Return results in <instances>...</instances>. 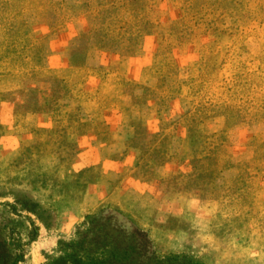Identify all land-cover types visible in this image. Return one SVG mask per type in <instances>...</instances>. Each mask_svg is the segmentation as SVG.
Returning a JSON list of instances; mask_svg holds the SVG:
<instances>
[{"label": "rangeland", "instance_id": "374dc122", "mask_svg": "<svg viewBox=\"0 0 264 264\" xmlns=\"http://www.w3.org/2000/svg\"><path fill=\"white\" fill-rule=\"evenodd\" d=\"M51 1L29 0L43 21L31 27L29 44L35 47L26 50L21 15L11 17L8 0H0L7 24L0 37V101L11 109L0 119V145L11 137L12 121L18 124L26 112L59 110L52 118L55 131L30 130L35 141L27 140L19 155L0 164V264H264V0L225 1L223 16L210 12L207 20L214 23L202 26L200 17L220 0H78L77 6ZM239 2L252 7L250 20L236 17ZM79 17L84 21L75 27L70 54L89 68V55L100 54L98 61L107 64L93 68L99 75L32 76L30 68L43 66L46 27H70ZM143 50L153 54L152 79L178 81L174 93L164 84L138 92L136 83L122 77L118 61ZM61 75L85 81L79 94L73 83L59 92L65 100L76 93L77 107L64 99L51 106L40 102L33 88L21 95L4 92L8 81H57ZM134 93L158 98L159 106L179 97L191 112L183 122L194 131L188 153L194 174L179 175L169 185L199 204L160 221L121 209L114 194L66 223V208L81 200L99 174L87 149L92 140L77 147L78 136L109 141L107 122L116 119L105 110L125 114L122 99ZM248 126L257 132L241 142L243 154H234L230 131ZM232 161L239 164L226 171L222 165Z\"/></svg>", "mask_w": 264, "mask_h": 264}, {"label": "crops", "instance_id": "0c3cea01", "mask_svg": "<svg viewBox=\"0 0 264 264\" xmlns=\"http://www.w3.org/2000/svg\"><path fill=\"white\" fill-rule=\"evenodd\" d=\"M9 1L12 16L20 14L31 27L42 26L38 23L29 0ZM65 3L77 6L78 0H65ZM81 21L84 19L75 18L70 27L60 26L53 32L46 27V31L41 35L46 37L43 69L60 71L71 68L70 41L77 35L75 27ZM2 35L0 25V37ZM99 56L98 53L89 55V63L93 68L99 69L107 64L98 61ZM152 58L151 51L143 50L139 56L122 59L118 61L120 74L136 83L138 92L144 88L154 91L158 89V84H164L165 88L170 87L169 94L174 93L178 81H157L156 77L152 79ZM6 83L11 87L4 89V92L19 93L23 89L33 88L38 91V101L48 103L50 100L52 85L49 82ZM63 101L70 102L73 107L78 104L76 93L74 98ZM122 101L128 109L125 114L117 110H105L111 115L115 114L116 119L114 122H107L108 132L111 134L109 141L99 142L94 139V134H90V138L78 136L76 140L77 147L84 140H92L87 149L90 151L91 163L97 167L99 174L95 181L85 188L81 200L66 208V223L77 222L90 209L110 199L114 194H117L121 209L131 211L144 219L152 217L160 221L184 212H192L189 206L199 204V201L191 198L189 194L169 185V181L179 175L187 178L194 174L192 161L188 158V153L190 154L194 145V131L183 122L191 114L186 111L184 102L175 97L167 105L159 106L158 98L148 100L140 93L125 96ZM10 112L11 109L0 101V119L7 117ZM52 116L49 112L30 111L22 116L18 124L12 121L11 137L0 145V164L19 155L20 150L24 148L23 143L27 140H30L31 144L35 141L36 133L30 130L55 131L56 123L52 121ZM200 128L205 133L210 127L205 130V125L202 124ZM256 132L255 126L231 130L234 154H243L245 147L241 142L246 138V144ZM181 154L187 157L182 159Z\"/></svg>", "mask_w": 264, "mask_h": 264}, {"label": "trees", "instance_id": "16d2710c", "mask_svg": "<svg viewBox=\"0 0 264 264\" xmlns=\"http://www.w3.org/2000/svg\"><path fill=\"white\" fill-rule=\"evenodd\" d=\"M225 1H228V2H234V1H238V0H220V4H219V7L218 8H215V9H213V10H211V11H207L206 13H204V15L202 16V17H200V19H199V21L202 23L201 24V26L204 24H208V25H210L211 23H214V21L213 20H207V16H209V14H210V12H212V14L214 13V14H216L217 13V15L218 16H220V17H222L223 16V13H224V2ZM51 2H53V3H56V1H51ZM58 3V2H57ZM111 4V2H108L107 3V5H110ZM8 6H9V8L11 9V4H10V1L8 0ZM238 6H239V8L240 9H238L239 11H236V17H241L242 19H245L246 21H247V19H251V11H252V7H247L246 5H244V4H242V3H238ZM11 14H12V12H11ZM17 15H15V16H11V17H16ZM21 18H22V20H23V22H24V27L26 28L25 30V35H20L21 37H23V43H25V44H27L26 46V50L28 49V48H30V47H35V44H29V38H31L32 37V35H31V26H30V24L29 23H27L24 19H23V17L21 16ZM36 18H37V21H38V23H40V22H42L43 21V18H40V16H38V15H36ZM181 23H184V22H180L179 24H181ZM0 25H1V28L3 29V31H2V33L4 34L5 33V35H6V33H7V24H6V19L4 18V16L3 15H1V13H0ZM200 29V27L198 28V30ZM214 30V29H213ZM207 32V31H206ZM4 35H2V37H3ZM17 37V36H16ZM245 41V38L244 37H240V39H239V43L240 44H242L243 42ZM75 46V42H74V38L73 39H71V41H70V51H71V48H73ZM204 47V46H203ZM70 51H69V56H70V60H71V68L70 69H68V70H60V71H58V72H62V71H68V73L69 74H71V75H73V74H78V73H80L81 74V76L83 77V78H85V79H91L92 77H96L97 75H99V73H98V70H95V69H93V68H89V67H87V66H81V65H79V64H77V63H74L73 62V57L71 56V54H70ZM201 53V52H200ZM30 71L32 72V76H36V74H40V72H46V73H51V72H55V71H53V70H45V69H43V66L42 67H33V68H30ZM96 75V76H95ZM63 77V75H61L58 79H57V81H55V78H54V81H45V82H49L51 85H52V91H51V97H50V100H49V102H48V104L51 106V104L53 103V101L54 100H57L58 99V101H61V100H65V93H63V94H60L59 92L60 91H62V92H66L67 91V89H66V86H68L69 84H71V83H73V85H74V89L76 90V92L79 94V93H81V88H82V85H84L85 83V81H81L80 83H77V81H76V79L74 80V78L73 79H71V81H66V78H62ZM101 81H104L103 79H101ZM77 85L79 86V88L77 89ZM58 86H63V88H62V90L61 89H58L57 87ZM88 98H90V97H88ZM257 103H259V101H257ZM260 103H263V102H260ZM48 105V106H49ZM59 110H57V109H54V110H51V109H48L46 112H49V113H52L53 114V116H52V118H55L57 115H56V113L55 112H58ZM38 112V111H37ZM239 161H241V160H239ZM237 163H235V162H230V164L228 163V165H227V168H226V164L225 165H222V167H224L225 169H226V171H230V170H232V169H235L236 168V165H238L239 163H238V161H236ZM84 193V192H83ZM137 235H138V237L141 239V240H146V238H147V236L146 235H144L143 233H141V232H137L136 233Z\"/></svg>", "mask_w": 264, "mask_h": 264}]
</instances>
